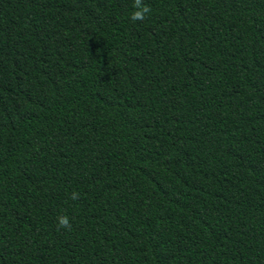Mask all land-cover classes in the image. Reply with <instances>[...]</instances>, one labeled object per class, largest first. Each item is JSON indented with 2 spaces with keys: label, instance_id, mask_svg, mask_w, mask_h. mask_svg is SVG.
<instances>
[{
  "label": "trees",
  "instance_id": "obj_1",
  "mask_svg": "<svg viewBox=\"0 0 264 264\" xmlns=\"http://www.w3.org/2000/svg\"><path fill=\"white\" fill-rule=\"evenodd\" d=\"M143 3L0 0V264H264V0Z\"/></svg>",
  "mask_w": 264,
  "mask_h": 264
},
{
  "label": "clouds",
  "instance_id": "obj_2",
  "mask_svg": "<svg viewBox=\"0 0 264 264\" xmlns=\"http://www.w3.org/2000/svg\"><path fill=\"white\" fill-rule=\"evenodd\" d=\"M133 8L135 9L131 15L130 19L133 22L136 21H144L147 17V15L151 12V8L143 3V0H133ZM72 200L79 199V193L72 192L71 197ZM58 228H64V229H71V223L70 219L67 215H62L58 217Z\"/></svg>",
  "mask_w": 264,
  "mask_h": 264
}]
</instances>
